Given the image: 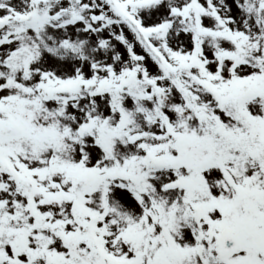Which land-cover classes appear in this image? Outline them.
<instances>
[{
    "label": "snow or ice",
    "instance_id": "1",
    "mask_svg": "<svg viewBox=\"0 0 264 264\" xmlns=\"http://www.w3.org/2000/svg\"><path fill=\"white\" fill-rule=\"evenodd\" d=\"M0 264H264V0H0Z\"/></svg>",
    "mask_w": 264,
    "mask_h": 264
}]
</instances>
